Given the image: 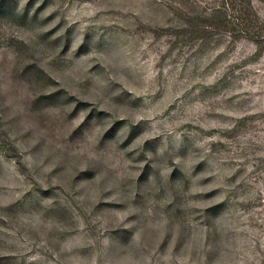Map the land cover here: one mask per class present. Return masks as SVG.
I'll return each mask as SVG.
<instances>
[{"label":"rangeland","instance_id":"rangeland-1","mask_svg":"<svg viewBox=\"0 0 264 264\" xmlns=\"http://www.w3.org/2000/svg\"><path fill=\"white\" fill-rule=\"evenodd\" d=\"M0 264H264V0H0Z\"/></svg>","mask_w":264,"mask_h":264}]
</instances>
